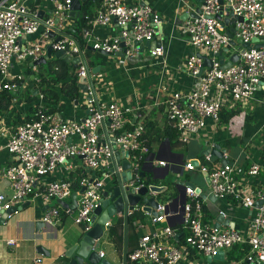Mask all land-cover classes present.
<instances>
[{"label":"built area","instance_id":"1","mask_svg":"<svg viewBox=\"0 0 264 264\" xmlns=\"http://www.w3.org/2000/svg\"><path fill=\"white\" fill-rule=\"evenodd\" d=\"M130 1H98L93 16L87 20V27L82 32L87 47L117 55L121 50L119 44L122 37L126 51L119 57V62H127V57L139 54V43L157 37L160 25L157 12L142 0ZM51 2L53 9L40 18L38 0H0V91L16 90L18 82L25 78L22 73H12L13 65L26 61L35 70L33 62L45 55L46 47L50 45L52 51L63 50L71 58L78 57L75 64L77 78L85 77L88 80L86 95L89 98L86 97L85 102L88 113L82 120L74 121L65 119L57 112H49L44 95L36 90L37 101L33 104L36 117L16 125L5 144L6 151L16 161L1 172V176L9 182L11 194H0V211L39 197L48 205L42 214L43 222L55 225L62 217H68L81 225L83 230H88L90 215L101 203L105 182L113 177L108 171L112 150L128 151V160L132 163L129 184L138 188V164L145 159L149 148L144 138V125L132 123L131 128H127L129 120L123 109L115 101H98L94 89H91L90 82L94 84V80L85 46L80 47L67 32L72 19L69 15L71 0ZM220 11L222 17H228L231 11L236 18L232 26L235 27L233 40L237 45L254 38L264 39V0H223L222 4L219 0H202L198 4V12L191 9L194 15L186 10L187 18L179 28L192 47L206 50L212 65L204 67L199 74L202 58L195 52L189 54L182 67L195 80V84L185 92L171 93L163 101L168 123L176 130L182 143L196 138L205 129L208 120L214 124L219 122L225 97H230L231 107L234 103L247 102L254 97L260 83L264 82V46L251 47L239 53L238 60L226 68H222L217 61L216 54L229 44L228 27L221 23L222 19L217 18ZM112 19H116L121 27L118 34L90 39L89 27H106ZM130 24L133 26L130 27ZM22 36L33 38L23 43ZM57 36L59 40H55ZM149 53L152 58H159L163 56L164 48L162 45L154 46ZM108 136H114V141H110ZM75 157L82 159L79 172L77 170L67 178L50 181L44 190L36 192L40 177L53 172L67 158ZM203 159L204 162L197 167L190 162L183 167L200 173L208 172L210 191L216 198L252 208L254 213L248 229L242 232L234 227L205 222L204 198L193 187L185 185V200L179 204L178 210L177 207L172 208L174 204L166 206L168 202L165 200L158 204L157 215H151V223L154 224L180 214V230L166 224L142 234L136 247L127 253L129 262L178 264L189 251L213 256L219 251L225 254V250L235 244H247L248 252L235 264H264V183H258L261 177L264 179V158L251 161L241 174L233 163L228 161L222 165L209 153L203 155ZM155 165L166 166L167 162L158 160ZM87 169L93 170L94 174L88 173ZM117 170H121L120 165H117ZM253 181L256 182L255 186L252 185ZM74 185L77 186L76 190ZM82 187L84 189L80 191ZM72 192H76L75 208L62 207L57 202L50 205L51 200L57 199L69 203ZM220 213L224 217V213ZM105 225L108 226L109 221ZM181 235L183 241L178 240ZM99 256H103L102 251Z\"/></svg>","mask_w":264,"mask_h":264},{"label":"crops","instance_id":"2","mask_svg":"<svg viewBox=\"0 0 264 264\" xmlns=\"http://www.w3.org/2000/svg\"><path fill=\"white\" fill-rule=\"evenodd\" d=\"M128 3L131 1L128 0ZM142 3L150 5L160 17L161 34L158 33L157 36L164 48L163 56L136 63L119 62L120 55H103L104 61L100 64H96L100 59H95L93 65L88 64L91 69L97 65L100 66L98 73L92 72L95 95L98 101H115L123 109L129 120L127 128H131L130 124L132 123L144 125V134L150 142L149 152L145 158L150 156L153 158L154 164L158 160L166 161L169 164L168 177L183 182V186H181L183 197H185L184 186L188 182L201 189L205 194L204 197L200 196L204 198L203 218L205 222L214 224L216 216L222 211L224 218L232 222L235 229L245 232L249 227L254 210L242 207L232 200L209 198L210 187L206 185L202 174L198 170H187L181 166H183L182 162L185 164L200 157L204 162L201 152L205 149V143L210 146L218 143L221 148H225V157L234 164L239 174L251 161L264 158V85H260L251 100L233 104V107H238V112L226 123L229 124V129H225L226 124L222 125L219 122L214 124L208 120L205 129L196 138L190 139L188 143L180 142L178 136L171 135L169 137L170 133L165 134L168 132L169 123L163 101L171 93L185 92L195 84V80L183 70L185 58L193 52L208 54L206 50H196L192 47L187 36L179 28V25L187 18L184 15L186 10H189L190 13H192L191 9L196 10L198 0H142ZM96 7L93 5L91 8L93 13ZM38 8L44 11L45 16L53 9V4L51 0H38ZM73 21V18L70 19V28H72ZM230 26L232 25L227 27ZM120 29L121 27L112 19L106 27L94 29L89 27L87 30L91 32L90 39L94 40V38L104 35H116ZM31 38L33 36L22 37V42L25 43ZM234 51V48H230L224 60H227ZM149 52L146 50L142 53V58ZM28 69L32 70V66L30 62L24 61L21 64L13 65L11 71L12 73H22L25 76V70ZM31 78H23V81L18 82V90L9 91L12 94L15 91H20V94L19 97L7 99L9 100L7 108L0 106V194L7 196L11 194V188L9 182L1 176V172L6 166L13 164L16 159L6 151L5 144L16 125L23 122L24 118L30 117L31 107L34 108L33 104L37 101V99L34 101L27 100L28 91L36 85V83L33 84ZM4 93L7 92L2 91L0 93V100L3 96L6 98ZM34 94L36 95V89ZM59 102L61 104L59 109L58 105H54V107L49 105V107L65 119L80 121L87 115L86 94L81 90H79L78 98L75 101L61 98ZM231 104L230 97H225L223 108L231 109L233 108ZM213 159L220 162L217 158L213 157ZM81 167V157L67 158L53 172L38 179L35 187L36 192L44 190L48 182L67 178L80 170ZM86 171L88 172V169ZM191 171L196 172L194 181L187 174ZM88 173L94 174L93 170ZM202 179L204 186L209 188L208 190H204V186L201 184ZM258 183H264L263 177ZM252 185L255 186L256 182L253 181ZM166 196L167 194H160L157 196V200L162 203V199ZM69 200L71 203V198ZM26 201L28 202L27 205L23 206V202L19 204L22 206L21 209L12 214L6 220L5 225H0V264H67L68 259H65L63 255L75 242L83 227L75 224L68 217H62L55 225L47 224L41 220L47 204L43 203L39 197L30 198ZM180 203L181 201H178L172 208L177 207L178 210ZM54 204L56 201L51 200L50 205ZM119 218L122 219L120 250L115 247L109 236V227L117 224ZM36 221H42L43 224L36 227ZM124 222L123 214H114L109 220L108 229L97 240L99 246L96 250L103 252L102 258L109 264H121L124 245L126 244L127 253H129L128 248L131 250L135 248L137 240L142 234L152 232L166 224L179 230L182 227L180 214L171 216L163 222L152 224L151 215L143 211L140 206L128 211L126 239L124 238ZM130 224L133 228L130 241H128L130 233L128 226ZM220 225L223 226V224ZM9 240H13V242H9ZM127 264L132 263L127 260ZM178 264L231 263L226 259V253L223 260L208 261L207 256L196 251H189L188 255Z\"/></svg>","mask_w":264,"mask_h":264},{"label":"water","instance_id":"3","mask_svg":"<svg viewBox=\"0 0 264 264\" xmlns=\"http://www.w3.org/2000/svg\"><path fill=\"white\" fill-rule=\"evenodd\" d=\"M85 0H71L70 12L69 15L73 18L72 26L75 21L80 17L81 14V5ZM202 0H198V4H200ZM219 3L222 4L223 0H219ZM227 10V8H224ZM198 12V6L195 10ZM44 11H39V17H43ZM195 13H190V15H194ZM187 16V13L184 14ZM230 17V19L228 18ZM228 17H222V11L217 14L218 19H222L221 23L225 26L233 25L235 22V17L232 15V12L229 11ZM240 20V18H238ZM116 21V19H114ZM133 25L130 24V27ZM159 34H161V27L158 26ZM235 31L234 26H230L226 29V33L229 38V44L225 47L221 48L220 51L216 54L217 61L220 63L222 68H226L231 65V63L236 62L239 57V53L244 52L245 50L251 47H260L264 46V39L254 38L249 42H242L237 45V43L233 40V33ZM51 36H54L53 32H50ZM160 36V35H159ZM23 37V36H22ZM60 37L57 36L55 40H59ZM139 54L134 57H127V60L130 63L136 62H145L152 59L151 54H147L142 58V53L146 50L150 51L154 46L161 45V40L157 36L152 40H145L143 43H139ZM120 47L121 50L117 52V55L123 56L126 51L124 39L120 38ZM138 45V43H135ZM230 48H235L236 50L232 52V54L224 60L226 53L230 50ZM90 51H95L92 47H88ZM98 52L102 55H108L103 50H98ZM200 58H202V67L200 73L203 68H209L212 63L210 58L207 55H203L200 53H196ZM51 56L63 58L67 62L72 64H77L78 57L71 58L70 55L65 54L63 50L52 51L50 45L46 47V53L43 56H40L37 60L33 62L34 65L44 64L47 59ZM99 65L93 67L91 72L94 74L98 73ZM87 78L79 77L77 81V86L79 90H81L84 94H87ZM260 84L264 85V82ZM91 89H94V84L90 82ZM86 97H88L86 95ZM89 98V97H88ZM88 113V112H87ZM109 122L107 121V124ZM107 139V138H106ZM110 141H114V136H108ZM225 148H221L218 143H214L213 145H207L205 143V149L202 150L201 155L211 154L214 158L219 159L222 165L228 163V158L224 156ZM128 151L126 150H115L111 152V156L109 158V169L108 171L113 174V177L105 182V188L102 191V200L101 203L93 210L90 215L89 225L90 228L88 230H83L75 240V242L65 251L64 257L68 259L67 264H109L105 259L99 256V252L96 248L99 246L97 240L103 235L104 231L108 229L109 226H106L105 223L108 222L116 213L123 214L125 219V228H124V238L126 239L127 234V215L129 210H133L134 207L140 206L143 211L147 212L152 216L157 215L156 208L160 203L157 200V196L160 194H167L166 206L168 204H175L178 201L185 200V197L182 196L181 186H183V182L178 179L169 178L168 174L170 172L169 164L166 166H157L153 163V158L150 156L145 158L141 163L138 164L139 167V177H140V186L138 188H134L129 184V180L132 177V163L128 160ZM194 166L199 165L198 159L190 160ZM117 165H120V171L117 170ZM182 165L184 163L182 162ZM183 167V166H181ZM88 172L90 170L88 169ZM203 179L207 186H210V178L208 172H202ZM96 182V179L93 181V184ZM163 182V183H162ZM186 185L191 186L195 189V192L200 194V196L204 197L205 194L201 191L199 187H196L193 183H186ZM84 188L82 187L80 191ZM182 197V200H180ZM209 198H215V196L210 193ZM56 202L60 204L62 207H76V192H72L71 194V203H68L64 200L57 199ZM28 202H23V206L27 205ZM22 206H12L9 209L0 211V225H5L6 220L12 216L15 212L21 209ZM48 205L46 206V208ZM36 227L43 224L42 221H36ZM220 224L233 227L232 222H229L228 219L223 217V214L218 213L215 218L214 225L219 226ZM224 252L219 251L217 254L213 256H207V260L211 261L215 260H223ZM122 264H127V248L126 244L123 247V259Z\"/></svg>","mask_w":264,"mask_h":264},{"label":"trees","instance_id":"4","mask_svg":"<svg viewBox=\"0 0 264 264\" xmlns=\"http://www.w3.org/2000/svg\"><path fill=\"white\" fill-rule=\"evenodd\" d=\"M99 0H85L83 4L81 5V14L80 17L75 21L72 28L69 27L67 30L68 33L73 36L79 43L80 47L85 46V55L88 60L89 65L94 64L95 59H100L96 64H100L103 62V55L100 54L98 51H90L88 47L85 45L84 40L82 39V32L84 28L87 27V20L93 16V10L91 9L93 5H96ZM92 56H95L94 58ZM76 69L77 66L75 64H72L70 62H67L63 58H58L51 56L44 64L36 65V70L33 71L31 69L25 70V78H31V76H34V79L31 81L35 85L32 90L28 91L27 100L28 101H34L37 99V96L34 94V90L40 91L44 95V103L47 104V111L53 112L55 111L53 108H50L49 105L53 106L58 105V109L60 107L59 100L61 98H65L67 100L75 101L78 98L79 94V88L77 86V75H76ZM38 81H35L36 79ZM18 90V88H17ZM7 92L6 98L3 96L2 101L0 103L1 108H7L9 106V100L11 97H19L20 91H15V93L12 94V92H9L8 90H1V92ZM0 92V93H1ZM8 97V98H7ZM4 100V101H3ZM31 107V114L30 117L24 118L30 120V118L36 117V110ZM238 112V107H233L231 109L221 108L220 110V124H226L231 117H233ZM146 125V124H145ZM145 128V127H144ZM167 131L165 134L170 133L169 137L171 135L177 136V132L174 128L171 127V125L167 126ZM144 138L146 140L147 145L149 146L150 142L146 138V134H144ZM202 160V157H200L198 160ZM199 161L200 163H203V161ZM79 172V170H78ZM77 186L74 185V190H76ZM121 222L122 219L119 218L117 220V224L109 227V236L115 247L120 250L121 249V243H122V235H121ZM131 223V222H130ZM118 225V227H116ZM130 233L128 241H130L131 238V232H132V225L130 224L128 226ZM179 241H183V236H179ZM130 248H128V251L130 252ZM249 246L247 244H235L233 245L226 253V259L231 264H235L240 258L244 257L245 254L248 252ZM134 264V263H132Z\"/></svg>","mask_w":264,"mask_h":264},{"label":"rangeland","instance_id":"5","mask_svg":"<svg viewBox=\"0 0 264 264\" xmlns=\"http://www.w3.org/2000/svg\"><path fill=\"white\" fill-rule=\"evenodd\" d=\"M33 79V78H32ZM225 129H229V124L227 125H225ZM196 172H193V171H191V172H188L187 174H188V176H189V178L191 179V180H193L194 181V174H195ZM198 176H201V175H199V174H197ZM184 177V176H183ZM198 178H200L201 179V177H198ZM201 184H202V186H204V182H203V179H202V182H201ZM209 188L208 187H205L204 186V190H208ZM165 200L167 199V197H165L164 198ZM164 199H162L163 201L162 202H165V200ZM227 251L228 250H225V253H227Z\"/></svg>","mask_w":264,"mask_h":264},{"label":"bare ground","instance_id":"6","mask_svg":"<svg viewBox=\"0 0 264 264\" xmlns=\"http://www.w3.org/2000/svg\"><path fill=\"white\" fill-rule=\"evenodd\" d=\"M188 143V142H187ZM200 161V160H199ZM202 161V160H201Z\"/></svg>","mask_w":264,"mask_h":264}]
</instances>
